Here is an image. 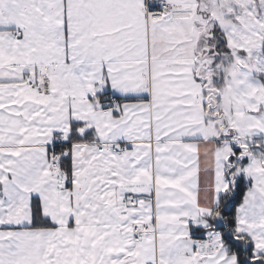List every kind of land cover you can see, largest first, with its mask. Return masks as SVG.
I'll list each match as a JSON object with an SVG mask.
<instances>
[{
  "label": "snow or ice",
  "instance_id": "snow-or-ice-1",
  "mask_svg": "<svg viewBox=\"0 0 264 264\" xmlns=\"http://www.w3.org/2000/svg\"><path fill=\"white\" fill-rule=\"evenodd\" d=\"M0 264H264V0H0Z\"/></svg>",
  "mask_w": 264,
  "mask_h": 264
}]
</instances>
